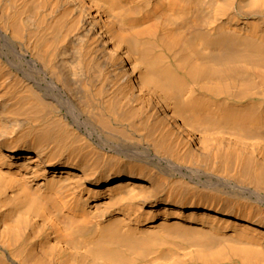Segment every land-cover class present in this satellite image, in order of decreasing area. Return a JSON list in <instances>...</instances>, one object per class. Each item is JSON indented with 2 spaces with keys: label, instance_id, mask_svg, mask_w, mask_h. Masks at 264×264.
Instances as JSON below:
<instances>
[{
  "label": "bare ground",
  "instance_id": "1",
  "mask_svg": "<svg viewBox=\"0 0 264 264\" xmlns=\"http://www.w3.org/2000/svg\"><path fill=\"white\" fill-rule=\"evenodd\" d=\"M0 264H264V0H0Z\"/></svg>",
  "mask_w": 264,
  "mask_h": 264
}]
</instances>
